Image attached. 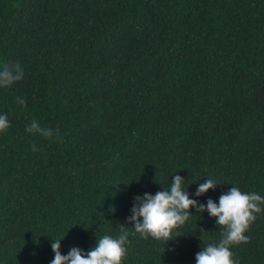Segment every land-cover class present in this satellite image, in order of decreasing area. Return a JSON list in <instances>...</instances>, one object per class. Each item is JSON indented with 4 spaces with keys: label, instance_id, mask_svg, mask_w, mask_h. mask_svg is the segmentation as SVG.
I'll use <instances>...</instances> for the list:
<instances>
[{
    "label": "trees",
    "instance_id": "trees-1",
    "mask_svg": "<svg viewBox=\"0 0 264 264\" xmlns=\"http://www.w3.org/2000/svg\"><path fill=\"white\" fill-rule=\"evenodd\" d=\"M0 64L24 72L0 89V264H50L64 236L62 254L87 251L173 174L190 198L219 183L202 203L264 196V0H0ZM214 219L130 234L122 264H195ZM245 236L235 264H264V211Z\"/></svg>",
    "mask_w": 264,
    "mask_h": 264
},
{
    "label": "clouds",
    "instance_id": "clouds-1",
    "mask_svg": "<svg viewBox=\"0 0 264 264\" xmlns=\"http://www.w3.org/2000/svg\"><path fill=\"white\" fill-rule=\"evenodd\" d=\"M24 72L19 64L9 66L0 64V89L11 87L15 82L22 80ZM18 104L23 107L25 101L17 97ZM10 126L6 114H0V132ZM29 134L38 133L45 137L53 136V129L41 128L36 121L26 126ZM35 150V146H33ZM171 183L160 184L162 191L155 194L144 192L135 196L130 214L125 218L126 224L121 225L117 235H95V244L87 251L73 246L66 254L61 253V240L52 239L50 247L53 259L50 264H122L127 256V245L130 234H138L142 239H152L164 244L176 236L174 230L183 226L191 216L204 213L215 218L214 223L220 229V239L215 243H207L195 254V264H235L231 247L246 242L245 236L249 225L255 221L256 214L264 211V196L256 192H242L237 186L223 192L217 201L208 198L200 202L199 198L209 190H214V179L208 178L203 183L196 182V191L190 198L188 179L173 174ZM195 209V213L191 211ZM131 229V233L128 231ZM203 231V230H201ZM199 238V237H198Z\"/></svg>",
    "mask_w": 264,
    "mask_h": 264
}]
</instances>
